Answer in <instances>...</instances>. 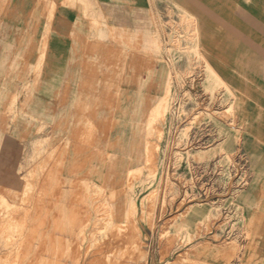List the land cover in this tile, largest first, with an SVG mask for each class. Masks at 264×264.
Segmentation results:
<instances>
[{
  "label": "rangeland",
  "instance_id": "rangeland-1",
  "mask_svg": "<svg viewBox=\"0 0 264 264\" xmlns=\"http://www.w3.org/2000/svg\"><path fill=\"white\" fill-rule=\"evenodd\" d=\"M193 1L182 8L153 0L169 82L166 113L150 134L148 115L136 130L96 131L88 123L72 134L83 147L69 149L54 146L41 125L19 152L21 162L0 165L9 187L0 189V264H146L144 227L158 253L150 264H206L197 259L202 251L225 253L232 264H264V227L250 231L247 224L264 204V173L253 179L239 154L208 156L224 140L222 128H236L235 100L200 47ZM198 6L206 17L205 4ZM44 13L50 22L53 7L44 4ZM121 150L122 173L111 168ZM48 181L65 194L49 213L38 212L39 188ZM251 184L259 195H250Z\"/></svg>",
  "mask_w": 264,
  "mask_h": 264
},
{
  "label": "crops",
  "instance_id": "crops-1",
  "mask_svg": "<svg viewBox=\"0 0 264 264\" xmlns=\"http://www.w3.org/2000/svg\"><path fill=\"white\" fill-rule=\"evenodd\" d=\"M172 1L183 8V0ZM196 3L205 4L206 17L200 18ZM44 4L53 7L50 22ZM153 9V0H0V165L21 162L19 152L41 125L54 146L69 149L83 147L72 134L88 123L96 131L141 129L148 101L159 98L169 82ZM191 15L198 19L209 68L235 100L236 128L224 126V140L208 156L220 150L239 154L258 179L264 173V0H197ZM137 70L143 82L149 77L148 84L136 80ZM121 84L128 87L122 95ZM9 115L14 122L4 120ZM64 159L68 163L66 152ZM1 172L0 167V189L6 191L8 177ZM64 194L45 182L35 210L49 213ZM250 195H259L257 185ZM247 224L250 231L264 227V204ZM144 228L150 264L158 253ZM253 251L254 246L246 256ZM197 259L232 264L216 251H202Z\"/></svg>",
  "mask_w": 264,
  "mask_h": 264
},
{
  "label": "bare ground",
  "instance_id": "bare-ground-1",
  "mask_svg": "<svg viewBox=\"0 0 264 264\" xmlns=\"http://www.w3.org/2000/svg\"><path fill=\"white\" fill-rule=\"evenodd\" d=\"M223 84V83H222ZM168 85V84H167ZM167 100H168V87L166 88V90H164L163 91V93H162V95H160V97L159 98H156L155 100H154V106L152 107V109H151V111L149 112V114H148V118H147V121H146V135L147 134H150V132L152 131V129L154 128V126H155V122L157 121V118H158V116L159 115H161V118H163V116L165 115V113H166V110H167ZM222 100V99H221ZM153 103H151V105H152ZM146 115V114H145ZM204 116V115H203ZM202 116V117H203ZM205 117V116H204ZM203 117V118H204ZM241 117V116H240ZM196 124V123H195ZM199 126V125H198ZM222 131H223V128H222ZM158 133V136L160 137V136H162V134H161V132H160V134H159V132H157ZM234 135H235V132H234ZM233 136V135H232ZM230 140L232 139V138H229ZM229 140V141H230ZM221 141H222V139H221ZM228 141V142H229ZM230 143V142H229ZM227 144V143H226ZM225 144V145H226ZM146 144L144 143V146H145ZM230 145V144H229ZM146 149V148H145ZM119 155H120V157L122 158L121 159V161H116V162H113V164L111 165V168L113 169V168H115L117 171H120L121 173H122V166H123V163H124V153H123V151L121 150L120 151V153H119ZM203 155H207V152H200L199 154H198V157L199 158H201ZM252 184H251V186H249V189L248 190H250V189H252ZM246 199V198H245ZM188 210V209H187ZM202 216V215H201ZM188 218V217H187ZM191 218V217H190ZM189 219V218H188ZM187 219V220H188ZM187 220H186V222H187ZM190 221V220H189ZM184 223V222H183ZM134 231H135V233H137V234H139V229H138V227L137 226H134ZM124 242V241H123ZM126 244V243H125Z\"/></svg>",
  "mask_w": 264,
  "mask_h": 264
}]
</instances>
